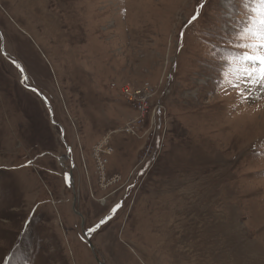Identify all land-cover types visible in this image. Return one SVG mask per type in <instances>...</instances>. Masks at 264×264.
Returning a JSON list of instances; mask_svg holds the SVG:
<instances>
[{
	"label": "rangeland",
	"instance_id": "obj_1",
	"mask_svg": "<svg viewBox=\"0 0 264 264\" xmlns=\"http://www.w3.org/2000/svg\"><path fill=\"white\" fill-rule=\"evenodd\" d=\"M262 8L0 0V264H264Z\"/></svg>",
	"mask_w": 264,
	"mask_h": 264
},
{
	"label": "snow or ice",
	"instance_id": "obj_2",
	"mask_svg": "<svg viewBox=\"0 0 264 264\" xmlns=\"http://www.w3.org/2000/svg\"><path fill=\"white\" fill-rule=\"evenodd\" d=\"M261 5H264V0H259ZM197 17H193L196 19ZM253 25L258 23V27L253 30L252 27L246 29V31L253 37L248 43H241L238 45L243 51L234 59L240 60L244 64L243 72L248 81L251 83H264V8L261 9V17L257 21H252ZM15 63V61L13 62ZM239 70V69H238ZM25 79L27 77L25 76ZM232 86L239 88L238 83H232ZM38 91V90H37ZM119 205L113 209V212L118 210ZM107 219H111L108 217ZM107 219L102 220L100 224L107 222ZM99 225L89 229V231H95Z\"/></svg>",
	"mask_w": 264,
	"mask_h": 264
},
{
	"label": "built area",
	"instance_id": "obj_3",
	"mask_svg": "<svg viewBox=\"0 0 264 264\" xmlns=\"http://www.w3.org/2000/svg\"><path fill=\"white\" fill-rule=\"evenodd\" d=\"M123 98L132 106L135 105V101L133 100L134 97H132V95H130L129 90H126L125 88H123Z\"/></svg>",
	"mask_w": 264,
	"mask_h": 264
},
{
	"label": "water",
	"instance_id": "obj_4",
	"mask_svg": "<svg viewBox=\"0 0 264 264\" xmlns=\"http://www.w3.org/2000/svg\"><path fill=\"white\" fill-rule=\"evenodd\" d=\"M21 71L23 72V80H25V71L23 70V68H20ZM38 92V91H37ZM40 94V92H38ZM43 100L45 101L46 105L48 106V108L51 111V104L49 103V101L47 99H45V97L43 95H41ZM73 182V178L71 176V183ZM91 246L93 247V243H91Z\"/></svg>",
	"mask_w": 264,
	"mask_h": 264
},
{
	"label": "bare ground",
	"instance_id": "obj_5",
	"mask_svg": "<svg viewBox=\"0 0 264 264\" xmlns=\"http://www.w3.org/2000/svg\"><path fill=\"white\" fill-rule=\"evenodd\" d=\"M93 14V13H92ZM23 30V29H22ZM43 49V48H42ZM189 190V189H188ZM184 205V204H183ZM161 206V205H160ZM175 206V205H174ZM163 210V209H162ZM175 211V210H174ZM145 213V212H144ZM225 216V215H224ZM223 216V217H224ZM138 217V216H137ZM155 223V222H154ZM204 224V223H203ZM169 226V225H168ZM148 227H150V226H148ZM153 228V227H152ZM148 229V228H147ZM220 231H221V229H220V227L218 228ZM169 230V229H168ZM218 230V231H219ZM141 231V230H140ZM157 231V230H156ZM158 232V231H157ZM176 232V231H175ZM152 233V232H151ZM188 233V232H187ZM141 235V234H140ZM206 235V234H205ZM217 235V234H216ZM220 235H222V234H220ZM188 238V237H187ZM222 238H223V236H222ZM242 238V237H241ZM221 241V240H220ZM247 248H245V250H246ZM253 257V256H252ZM217 263V262H216Z\"/></svg>",
	"mask_w": 264,
	"mask_h": 264
},
{
	"label": "flooded vegetation",
	"instance_id": "obj_6",
	"mask_svg": "<svg viewBox=\"0 0 264 264\" xmlns=\"http://www.w3.org/2000/svg\"><path fill=\"white\" fill-rule=\"evenodd\" d=\"M81 212L82 211H79L80 217H84L85 218V215L83 213L81 214Z\"/></svg>",
	"mask_w": 264,
	"mask_h": 264
},
{
	"label": "trees",
	"instance_id": "obj_7",
	"mask_svg": "<svg viewBox=\"0 0 264 264\" xmlns=\"http://www.w3.org/2000/svg\"><path fill=\"white\" fill-rule=\"evenodd\" d=\"M106 218H104V220H105Z\"/></svg>",
	"mask_w": 264,
	"mask_h": 264
}]
</instances>
